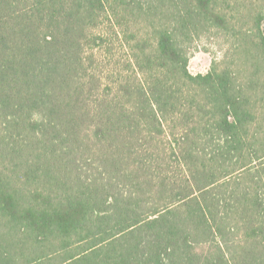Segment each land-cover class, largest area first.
Returning a JSON list of instances; mask_svg holds the SVG:
<instances>
[{
  "label": "trees",
  "instance_id": "obj_1",
  "mask_svg": "<svg viewBox=\"0 0 264 264\" xmlns=\"http://www.w3.org/2000/svg\"><path fill=\"white\" fill-rule=\"evenodd\" d=\"M219 7L0 0V264H264V14L193 74Z\"/></svg>",
  "mask_w": 264,
  "mask_h": 264
},
{
  "label": "rangeland",
  "instance_id": "obj_2",
  "mask_svg": "<svg viewBox=\"0 0 264 264\" xmlns=\"http://www.w3.org/2000/svg\"><path fill=\"white\" fill-rule=\"evenodd\" d=\"M218 4V12L227 18L228 24L224 28L208 23L200 32L186 40L189 70L198 74L207 73L215 63L217 69L234 66L239 68L241 80L245 81L253 70L254 55L248 48L252 46L251 40H257V27L254 23L260 14H264V0H218ZM137 28L144 36L150 33L144 24ZM102 29L104 30L103 27L100 30ZM107 29L105 26V30ZM116 53L117 57L113 60L119 61V67L123 69L127 54L120 49ZM99 54L104 56V52ZM258 75L259 81L264 82V69Z\"/></svg>",
  "mask_w": 264,
  "mask_h": 264
}]
</instances>
